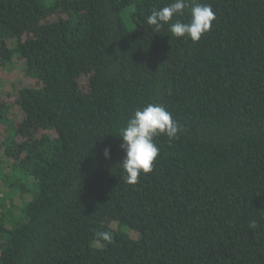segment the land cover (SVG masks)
<instances>
[{"label": "trees", "instance_id": "obj_1", "mask_svg": "<svg viewBox=\"0 0 264 264\" xmlns=\"http://www.w3.org/2000/svg\"><path fill=\"white\" fill-rule=\"evenodd\" d=\"M171 2L0 0V67L32 79L0 100V264H264V0H198L195 43L145 22ZM149 103L181 131L129 185Z\"/></svg>", "mask_w": 264, "mask_h": 264}, {"label": "clouds", "instance_id": "obj_2", "mask_svg": "<svg viewBox=\"0 0 264 264\" xmlns=\"http://www.w3.org/2000/svg\"><path fill=\"white\" fill-rule=\"evenodd\" d=\"M186 9L189 10V19L184 22L179 18L185 15ZM215 19L210 4L200 3L198 0H192L191 3L189 0H173L167 6L152 9L145 22L156 33L167 26L172 37L187 38L195 43L211 29ZM180 131V124L173 119L171 112L159 103H149L142 109L135 110L118 135L125 152V158L120 163L125 182L136 185L141 175L151 173L154 161L159 156V148L155 143L157 137L166 136L169 140H174ZM104 156H110V149H104ZM255 226L253 223L252 227ZM95 236L97 241H113L108 231H98Z\"/></svg>", "mask_w": 264, "mask_h": 264}, {"label": "rangeland", "instance_id": "obj_3", "mask_svg": "<svg viewBox=\"0 0 264 264\" xmlns=\"http://www.w3.org/2000/svg\"><path fill=\"white\" fill-rule=\"evenodd\" d=\"M24 65L22 61L16 59V62L11 66H6L4 68L0 67V100L3 99L6 93L11 90V85L17 88H22L24 86H31L32 79L24 74ZM16 109H12L10 112L11 117L15 120H20L22 113H15ZM38 136L40 135L37 134ZM2 138H0V142Z\"/></svg>", "mask_w": 264, "mask_h": 264}]
</instances>
